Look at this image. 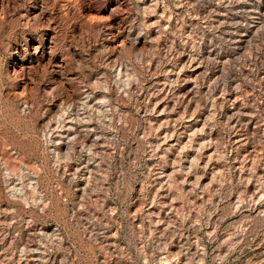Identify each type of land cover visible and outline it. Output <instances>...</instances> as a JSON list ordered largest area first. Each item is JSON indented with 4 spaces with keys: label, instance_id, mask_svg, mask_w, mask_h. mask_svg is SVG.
<instances>
[{
    "label": "rangeland",
    "instance_id": "374dc122",
    "mask_svg": "<svg viewBox=\"0 0 264 264\" xmlns=\"http://www.w3.org/2000/svg\"><path fill=\"white\" fill-rule=\"evenodd\" d=\"M0 264H264V0H0Z\"/></svg>",
    "mask_w": 264,
    "mask_h": 264
}]
</instances>
